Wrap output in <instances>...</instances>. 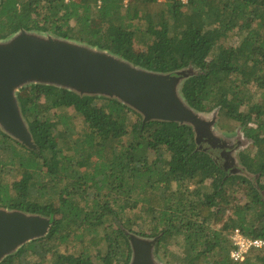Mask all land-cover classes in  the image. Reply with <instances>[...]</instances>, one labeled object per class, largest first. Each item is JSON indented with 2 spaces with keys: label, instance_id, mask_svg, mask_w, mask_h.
<instances>
[{
  "label": "trees",
  "instance_id": "obj_1",
  "mask_svg": "<svg viewBox=\"0 0 264 264\" xmlns=\"http://www.w3.org/2000/svg\"><path fill=\"white\" fill-rule=\"evenodd\" d=\"M20 30L152 72L190 68L185 103L235 124L254 151L238 153L242 173L227 172L187 124L26 85L17 101L35 147L0 128V208L51 228L0 264H129L127 233L158 237L166 264H264V250L232 260L229 239L238 229L264 240V0H0V40Z\"/></svg>",
  "mask_w": 264,
  "mask_h": 264
},
{
  "label": "water",
  "instance_id": "obj_2",
  "mask_svg": "<svg viewBox=\"0 0 264 264\" xmlns=\"http://www.w3.org/2000/svg\"><path fill=\"white\" fill-rule=\"evenodd\" d=\"M192 73L190 68L174 74L152 72L86 44L20 30L0 40V128L23 146L35 147L17 94L26 85L41 84L115 98L142 114L143 122L187 124L198 144L225 149L227 143H219L213 133L216 118L195 112L180 93L179 83ZM50 228L49 219L41 215L0 208V263L25 244L45 237ZM127 235L129 264H161L154 252L158 237Z\"/></svg>",
  "mask_w": 264,
  "mask_h": 264
},
{
  "label": "rangeland",
  "instance_id": "obj_3",
  "mask_svg": "<svg viewBox=\"0 0 264 264\" xmlns=\"http://www.w3.org/2000/svg\"><path fill=\"white\" fill-rule=\"evenodd\" d=\"M181 86V82L179 83V89ZM181 93V92H180ZM69 114H73L72 110H68ZM216 113V112H215ZM205 117H207L209 120L216 118V123L214 124L213 128V133L218 138L219 143L225 145H228L225 149H220L219 147L212 148L210 147L207 143L201 142L206 147H210L212 153L215 155H219L218 161L221 163L223 169L227 172H235V173H242V167L238 162V153L241 151H247V152H253L254 148L252 144L248 143L243 137L242 134H240V130L234 126L235 124L225 122L224 120H220L218 118V115L216 113V117L213 116V113H208V114H202ZM76 126L75 129H79L80 126V121L76 120ZM220 122V123H219ZM232 137L229 139L230 141L227 142V137ZM226 142V143H225ZM209 148V149H210ZM220 152V153H219ZM224 152V155L222 154ZM264 181V179H262ZM237 200L243 199L244 194L243 193H238L236 194ZM146 238V237H145ZM152 238V237H150ZM169 247L172 250L177 249V247L180 245L179 240H171L169 242ZM156 259L158 260L159 263L161 264H166L160 257L155 255Z\"/></svg>",
  "mask_w": 264,
  "mask_h": 264
},
{
  "label": "built area",
  "instance_id": "obj_4",
  "mask_svg": "<svg viewBox=\"0 0 264 264\" xmlns=\"http://www.w3.org/2000/svg\"><path fill=\"white\" fill-rule=\"evenodd\" d=\"M229 239L233 246L230 257L234 261H242L247 252L252 249L264 250V240L247 238L238 229L230 233Z\"/></svg>",
  "mask_w": 264,
  "mask_h": 264
},
{
  "label": "flooded vegetation",
  "instance_id": "obj_5",
  "mask_svg": "<svg viewBox=\"0 0 264 264\" xmlns=\"http://www.w3.org/2000/svg\"><path fill=\"white\" fill-rule=\"evenodd\" d=\"M219 153H220V152H219ZM216 157H217V159H219V155H217Z\"/></svg>",
  "mask_w": 264,
  "mask_h": 264
}]
</instances>
